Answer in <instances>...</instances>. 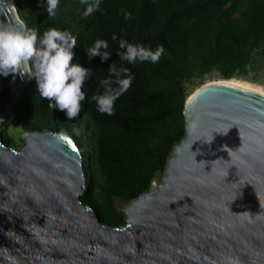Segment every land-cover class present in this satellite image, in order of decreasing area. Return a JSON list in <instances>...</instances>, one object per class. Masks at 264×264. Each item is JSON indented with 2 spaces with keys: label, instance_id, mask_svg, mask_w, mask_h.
<instances>
[{
  "label": "water",
  "instance_id": "1",
  "mask_svg": "<svg viewBox=\"0 0 264 264\" xmlns=\"http://www.w3.org/2000/svg\"><path fill=\"white\" fill-rule=\"evenodd\" d=\"M0 24L25 22L0 0ZM31 80L0 73V264H264L263 94L196 91L163 182L115 228L83 201L88 175L72 136L32 131L22 149L5 143L3 125Z\"/></svg>",
  "mask_w": 264,
  "mask_h": 264
},
{
  "label": "trees",
  "instance_id": "2",
  "mask_svg": "<svg viewBox=\"0 0 264 264\" xmlns=\"http://www.w3.org/2000/svg\"><path fill=\"white\" fill-rule=\"evenodd\" d=\"M14 1L25 25L41 35L52 27L71 32L77 39L73 62L87 67L89 75L81 112L72 120L48 107L32 77L3 125V139L7 144L13 126L25 133L72 136L84 154L88 175L83 201L102 223L115 228L126 225L116 201L130 205L151 192L186 137V102L196 93H189L188 86L200 81L198 91L214 74L220 81L239 80L255 53L264 50V0H101L87 18V4L81 0H59L54 17L47 0ZM97 38L109 44L107 61L88 58L85 47ZM120 39L153 51L162 45L164 52L157 63L122 61ZM113 62L130 70L132 84L116 100L114 114H101L92 96L103 93L100 82L108 78Z\"/></svg>",
  "mask_w": 264,
  "mask_h": 264
},
{
  "label": "clouds",
  "instance_id": "3",
  "mask_svg": "<svg viewBox=\"0 0 264 264\" xmlns=\"http://www.w3.org/2000/svg\"><path fill=\"white\" fill-rule=\"evenodd\" d=\"M81 2L87 4L83 13L87 18L99 9L101 0ZM58 5L59 0H47L50 17L56 15ZM125 18L130 19L131 14L126 13ZM112 39L116 40L117 36L114 34ZM76 44V37L68 30L52 27L41 35L37 29L27 25L0 24V73L5 76L19 73L21 76L27 74L29 78L35 77L39 95L50 102L48 107L64 111L67 120L75 119L86 98L83 86L89 75L87 67L73 62ZM108 47L106 40L97 38L85 50L89 60L99 56L102 61H107L111 55L106 51ZM119 48L124 49L119 52V58L133 64L137 61L157 63L164 52L162 45L153 51L142 44L129 43L124 39L119 40ZM108 72V78L100 82L103 93L94 94L92 100L96 102L101 114L112 115L116 100L129 89L133 77L128 68L118 69L115 62Z\"/></svg>",
  "mask_w": 264,
  "mask_h": 264
},
{
  "label": "rangeland",
  "instance_id": "4",
  "mask_svg": "<svg viewBox=\"0 0 264 264\" xmlns=\"http://www.w3.org/2000/svg\"><path fill=\"white\" fill-rule=\"evenodd\" d=\"M8 3L15 7L14 0L8 1ZM234 81L241 82L244 84H250L264 91V50H260L255 53L252 63L248 67L247 72L245 73V77L239 80H234ZM215 82H220L217 74L211 75V77L206 78L205 86L211 83H215ZM200 85H201L200 81H195L194 83L188 86V92L193 94L195 91H197ZM24 135H25V131H23L21 126H13L10 129V136L7 139V144L17 149H22L24 147L23 146L24 145V141H23ZM162 182H163V179L156 180L153 183V187L154 188L159 187V185ZM116 204L118 208L123 211H125L129 207V205H126L119 200L116 201Z\"/></svg>",
  "mask_w": 264,
  "mask_h": 264
},
{
  "label": "bare ground",
  "instance_id": "5",
  "mask_svg": "<svg viewBox=\"0 0 264 264\" xmlns=\"http://www.w3.org/2000/svg\"><path fill=\"white\" fill-rule=\"evenodd\" d=\"M218 84H231V85H235V86H238V87H241V88H248L252 91H256L258 93H261L264 95V91L262 89H259V88H256L250 84H244V83H241V82H237V81H231V82H228V83H225V82H215V83H211L209 86H212V85H218Z\"/></svg>",
  "mask_w": 264,
  "mask_h": 264
},
{
  "label": "snow or ice",
  "instance_id": "6",
  "mask_svg": "<svg viewBox=\"0 0 264 264\" xmlns=\"http://www.w3.org/2000/svg\"><path fill=\"white\" fill-rule=\"evenodd\" d=\"M69 143H71V141H69ZM73 148H75V145H72Z\"/></svg>",
  "mask_w": 264,
  "mask_h": 264
}]
</instances>
